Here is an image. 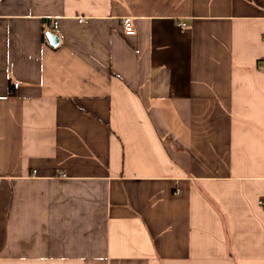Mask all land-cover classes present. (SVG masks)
Segmentation results:
<instances>
[{"label": "crops", "instance_id": "crops-1", "mask_svg": "<svg viewBox=\"0 0 264 264\" xmlns=\"http://www.w3.org/2000/svg\"><path fill=\"white\" fill-rule=\"evenodd\" d=\"M262 198L264 0H0V264H264Z\"/></svg>", "mask_w": 264, "mask_h": 264}, {"label": "built area", "instance_id": "built-area-1", "mask_svg": "<svg viewBox=\"0 0 264 264\" xmlns=\"http://www.w3.org/2000/svg\"><path fill=\"white\" fill-rule=\"evenodd\" d=\"M79 20L83 21V18ZM122 25H123L124 32L126 35L132 36L136 34V27H135L134 20L132 17H124L122 20ZM259 204L261 206H264V198L259 200Z\"/></svg>", "mask_w": 264, "mask_h": 264}, {"label": "water", "instance_id": "water-1", "mask_svg": "<svg viewBox=\"0 0 264 264\" xmlns=\"http://www.w3.org/2000/svg\"><path fill=\"white\" fill-rule=\"evenodd\" d=\"M47 37H48V40H49V42H50V44L52 45V46H58L59 45V37L58 36H56L55 34H53V33H51V32H48L47 33Z\"/></svg>", "mask_w": 264, "mask_h": 264}, {"label": "trees", "instance_id": "trees-1", "mask_svg": "<svg viewBox=\"0 0 264 264\" xmlns=\"http://www.w3.org/2000/svg\"><path fill=\"white\" fill-rule=\"evenodd\" d=\"M10 89H11V94H14V92H12L13 91V89H14V85H10Z\"/></svg>", "mask_w": 264, "mask_h": 264}]
</instances>
